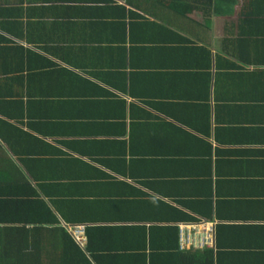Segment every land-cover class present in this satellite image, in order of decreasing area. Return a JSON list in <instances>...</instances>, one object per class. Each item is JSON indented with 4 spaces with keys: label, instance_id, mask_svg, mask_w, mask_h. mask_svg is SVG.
I'll list each match as a JSON object with an SVG mask.
<instances>
[{
    "label": "crops",
    "instance_id": "1",
    "mask_svg": "<svg viewBox=\"0 0 264 264\" xmlns=\"http://www.w3.org/2000/svg\"><path fill=\"white\" fill-rule=\"evenodd\" d=\"M169 1L0 0V264H264V0Z\"/></svg>",
    "mask_w": 264,
    "mask_h": 264
},
{
    "label": "trees",
    "instance_id": "2",
    "mask_svg": "<svg viewBox=\"0 0 264 264\" xmlns=\"http://www.w3.org/2000/svg\"><path fill=\"white\" fill-rule=\"evenodd\" d=\"M183 1V0H182ZM181 0H170L168 5L173 6L172 4H175L177 9H199L201 8L200 6L203 5H210L212 3V0H184L185 3H182ZM115 8H120L123 9L121 6H117ZM7 174V172H5ZM2 173V175H0V181L3 180V176H5L6 174ZM9 205L11 201H6ZM6 202L0 200V207H5L6 206ZM40 211H38L39 214ZM44 215H46L47 217V222L51 221V222H56L55 216L52 214V212L48 209L45 208L44 211ZM8 217V216H7ZM6 214H1L0 213V221L1 223L4 224H10L12 223V219L10 217H8L7 219ZM31 222L34 223L33 225H41V224H46V225H51L52 223H38V221L31 219ZM10 228V227H9ZM12 228V227H11ZM19 227H13V229L11 230H18ZM56 232H58V236L59 238H63V243L65 244V246L67 247V249H73L74 251L78 252L77 249L75 248V245L73 244L74 242L72 240H70V237H68L62 230H57ZM39 250V248H33L31 245V253L30 255L26 256V257H15L13 260L11 259V262L9 264H22V263H28L29 264H35L36 262H39V255L37 253V251ZM25 258V261L22 262ZM84 260H86L84 258ZM95 260H98L97 258ZM5 263V262H4ZM6 264V263H5ZM40 264V263H38ZM43 264H47V263H43Z\"/></svg>",
    "mask_w": 264,
    "mask_h": 264
},
{
    "label": "built area",
    "instance_id": "3",
    "mask_svg": "<svg viewBox=\"0 0 264 264\" xmlns=\"http://www.w3.org/2000/svg\"><path fill=\"white\" fill-rule=\"evenodd\" d=\"M211 223L191 222L181 224L179 228V248L184 247H204L210 245ZM64 229L70 239L79 247H83L85 242L84 225H68Z\"/></svg>",
    "mask_w": 264,
    "mask_h": 264
}]
</instances>
